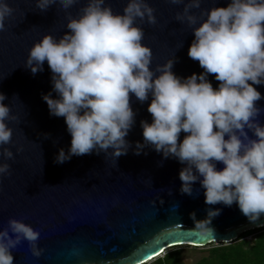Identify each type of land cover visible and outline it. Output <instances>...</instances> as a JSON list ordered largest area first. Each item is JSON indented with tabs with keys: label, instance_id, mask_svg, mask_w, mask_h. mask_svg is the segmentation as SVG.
<instances>
[{
	"label": "clouds",
	"instance_id": "1",
	"mask_svg": "<svg viewBox=\"0 0 264 264\" xmlns=\"http://www.w3.org/2000/svg\"><path fill=\"white\" fill-rule=\"evenodd\" d=\"M78 2L36 0V8L46 11L59 3L67 11ZM170 2L184 4L176 20L192 27L195 38L188 55L199 62L202 73L176 75L175 57L150 67L153 51L143 42L145 32L137 23H157L156 10L147 0H128L123 12H115L106 0H87L78 16L69 15L66 34L59 39L45 34L31 47L26 66L35 75L47 61L57 97L48 93L43 99L51 115L65 118L72 137L70 148H61L55 162L95 150L116 163L132 147L126 139L136 116L131 95L141 103L151 96L152 122L141 121L144 139L136 142L135 154L151 146L165 158L178 159L186 165L179 174L182 193L191 195L199 180L206 204L237 203L255 223L264 215V125L257 119L264 111L257 101L264 97L256 87L264 84V0H230L226 7L205 9L200 16L192 9H200L202 0ZM14 11L8 0H0V32ZM210 74L219 81L217 88ZM6 98L0 92V156L5 161L14 159L4 146L12 142L8 122L16 118ZM181 132L186 133L182 142ZM10 168L0 163V178L10 175ZM220 212L209 208L204 220L192 213L195 228L213 233L211 221ZM39 237L31 224L10 218L0 230V264H14L13 249L23 240L40 257L44 250L38 246Z\"/></svg>",
	"mask_w": 264,
	"mask_h": 264
},
{
	"label": "water",
	"instance_id": "2",
	"mask_svg": "<svg viewBox=\"0 0 264 264\" xmlns=\"http://www.w3.org/2000/svg\"><path fill=\"white\" fill-rule=\"evenodd\" d=\"M8 2L15 11L6 20V30L0 32V92L6 94L4 103L11 105L16 118L8 122L13 137L4 146L13 151L14 159L5 161L0 156V163L11 165V174L0 178V230L8 226L10 218L24 220L40 231L38 246L44 250L36 257L30 243L23 240L13 249L14 264H145L173 246L231 242L247 228L264 226V215L252 223L237 203L206 204V190L199 180L194 182L191 195L182 193L179 174L186 165L178 159L165 158L151 146L135 154L136 142L144 139L141 121L152 122L148 112L151 96L141 103L131 95L136 116L126 139L132 147L116 163L107 153L95 150L55 162L61 148H70L72 137L65 118L51 115L43 99L48 93L57 97L47 61L43 71L35 75L26 61L31 47L45 34L57 39L66 34L69 15L78 16L87 0H79L67 11L59 3L41 11L36 0ZM147 2L156 10L157 23H137L145 32L143 42L153 51L150 67L175 57L176 75L187 78L202 73L199 62L188 55L195 38L192 27L176 20L184 4ZM106 3L115 12H123L128 0ZM229 3L202 0L201 8L192 11L200 16L205 9ZM208 79L214 88L219 86L214 74ZM256 87L264 97V84ZM257 106L264 109V98ZM257 119L264 125V111ZM248 134L253 136L251 130ZM185 135L181 132L180 142ZM216 166L224 167L220 162ZM209 208L221 209L211 221L213 233L196 229L192 218L195 213L196 220L206 219Z\"/></svg>",
	"mask_w": 264,
	"mask_h": 264
},
{
	"label": "trees",
	"instance_id": "3",
	"mask_svg": "<svg viewBox=\"0 0 264 264\" xmlns=\"http://www.w3.org/2000/svg\"><path fill=\"white\" fill-rule=\"evenodd\" d=\"M199 247L173 246L145 264H183L191 249L201 250L200 257L191 264H264V226L247 228L231 242H211Z\"/></svg>",
	"mask_w": 264,
	"mask_h": 264
},
{
	"label": "rangeland",
	"instance_id": "4",
	"mask_svg": "<svg viewBox=\"0 0 264 264\" xmlns=\"http://www.w3.org/2000/svg\"><path fill=\"white\" fill-rule=\"evenodd\" d=\"M246 230V229H245ZM219 242H215V244H218ZM205 247V246H204ZM204 247H199V248H204ZM201 250L197 249V250H190L188 251L185 256H184V262L183 264H191L192 262H194L195 259H197L198 257H200L201 255Z\"/></svg>",
	"mask_w": 264,
	"mask_h": 264
},
{
	"label": "snow or ice",
	"instance_id": "5",
	"mask_svg": "<svg viewBox=\"0 0 264 264\" xmlns=\"http://www.w3.org/2000/svg\"><path fill=\"white\" fill-rule=\"evenodd\" d=\"M155 243H159V241H155ZM148 256H150V255H148Z\"/></svg>",
	"mask_w": 264,
	"mask_h": 264
},
{
	"label": "bare ground",
	"instance_id": "6",
	"mask_svg": "<svg viewBox=\"0 0 264 264\" xmlns=\"http://www.w3.org/2000/svg\"><path fill=\"white\" fill-rule=\"evenodd\" d=\"M161 254H163V253H161ZM161 254H159V255H161ZM159 255H158V256H159ZM152 259H153V258H151V260H152Z\"/></svg>",
	"mask_w": 264,
	"mask_h": 264
}]
</instances>
